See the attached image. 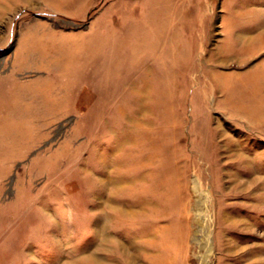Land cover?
Returning a JSON list of instances; mask_svg holds the SVG:
<instances>
[{"label": "rangeland", "instance_id": "1", "mask_svg": "<svg viewBox=\"0 0 264 264\" xmlns=\"http://www.w3.org/2000/svg\"><path fill=\"white\" fill-rule=\"evenodd\" d=\"M255 171L264 0H0V264H264Z\"/></svg>", "mask_w": 264, "mask_h": 264}, {"label": "bare ground", "instance_id": "2", "mask_svg": "<svg viewBox=\"0 0 264 264\" xmlns=\"http://www.w3.org/2000/svg\"><path fill=\"white\" fill-rule=\"evenodd\" d=\"M242 152H243V151L236 149L235 152L233 153V156H234V157H237V158H239V159H243V158H245V159L248 160V162L254 163L253 160L256 159L257 154H255V155H247V154L242 153ZM234 154H235V155H234ZM252 175H253V176L250 178V180H248V183L251 185V188H252V186H256V184H258V183H262V181H261L260 179H261V177L264 178V176L259 175L256 171L253 172ZM109 184H111L112 189H113L114 191H116V190H118V187H117V186L120 185V182L118 183V182H117V179H115V180H110ZM260 195H261V197L263 198V197H264V192H261ZM104 202H105V204H106L107 207H110V208H111V210H113V211H118V210H119V208L116 206L117 204L114 203L113 198H112L111 195L107 194V196H106L105 199H104ZM105 219H106V218H105ZM107 224H108V219H106V220H105V223H104V228H103V232H102V234H103V236H102V238H103V245H101V246H103V248L106 249V250L108 249V248H107L108 242L113 240L112 238H109L110 236H108V233H106V227L108 226ZM101 241H102V240H101ZM134 244H135V243H134ZM112 247H113V246H112ZM129 247H130V245H129ZM131 247H132V246H131ZM95 249H96V247H95ZM111 249H112V248H111ZM129 249H130V248H129ZM97 251H98V250H97ZM123 251H124L125 253H127V254H124V255L127 256V257H125V259H128V260H130V261L134 260V258H132V257H135V251H134V250L131 251V252H129V250L126 249V248L124 247V248H123ZM89 252H90V251H89ZM161 253H162V252H161ZM91 254H92V253H91ZM163 256H164V254L162 253V256H161V257H163ZM93 257H94V258H93ZM163 258H164V257H163ZM88 260H90L93 264H110V262H106V260H103L102 258L97 259L95 256H93V254L90 255V257L88 258ZM160 260H161V259H160ZM161 261H164V259L161 260ZM70 262H71V261H70ZM111 262H112V261H111Z\"/></svg>", "mask_w": 264, "mask_h": 264}, {"label": "crops", "instance_id": "3", "mask_svg": "<svg viewBox=\"0 0 264 264\" xmlns=\"http://www.w3.org/2000/svg\"><path fill=\"white\" fill-rule=\"evenodd\" d=\"M40 60V62L41 63H38L39 64V69L40 70H45L46 71V73H47V75H49L50 76V74H52L53 72H54V69H56L55 67V64H53L56 60H57V58L54 56V57H51V55L50 56H48L47 58H46V60L44 61V63L42 62L43 61V59H39ZM50 67V68H49ZM32 94V93H31ZM31 96H34V94L33 95H31Z\"/></svg>", "mask_w": 264, "mask_h": 264}]
</instances>
